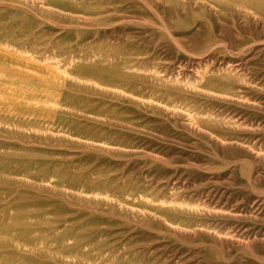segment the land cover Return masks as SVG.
Instances as JSON below:
<instances>
[{"label": "rangeland", "instance_id": "374dc122", "mask_svg": "<svg viewBox=\"0 0 264 264\" xmlns=\"http://www.w3.org/2000/svg\"><path fill=\"white\" fill-rule=\"evenodd\" d=\"M0 264H264V0H0Z\"/></svg>", "mask_w": 264, "mask_h": 264}]
</instances>
